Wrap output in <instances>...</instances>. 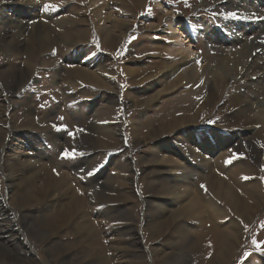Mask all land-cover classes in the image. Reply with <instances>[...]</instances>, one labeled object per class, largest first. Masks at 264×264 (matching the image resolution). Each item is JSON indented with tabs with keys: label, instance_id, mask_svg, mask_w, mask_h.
<instances>
[{
	"label": "rangeland",
	"instance_id": "1",
	"mask_svg": "<svg viewBox=\"0 0 264 264\" xmlns=\"http://www.w3.org/2000/svg\"><path fill=\"white\" fill-rule=\"evenodd\" d=\"M217 1L188 0L186 5L184 0H142L139 9L136 7L126 12L124 6L117 7L110 0L108 6H111V10H109L118 9V18L124 20V23L131 21L132 24L127 26V29L124 28L120 40L113 47L106 48L105 38L102 39V36L97 35L92 23L98 5L92 0H0V103H3V106L0 105V119L11 121L12 133L16 135L12 140L13 147L7 155L5 154L7 157L0 145V210L3 205L9 207V216L1 225L4 229L1 231L3 234H8L6 232L8 228L16 226L17 230H21V240L24 243L31 241L38 250L37 254L48 264L51 259L47 258L44 244H51L55 250L60 248V253H56L57 251L54 253L53 259L56 262L67 253L71 254V264H185L186 256L181 255L178 261L173 253L176 247L174 243L180 236L177 234L178 226H183L185 223L184 226L196 229L201 217L211 214L213 210L210 208L201 210L202 212L188 210L190 198L187 196L189 193L184 191L186 187L177 189L180 194L173 200L175 197L169 194L168 185L172 182L175 184L179 180L178 175L181 174V170L182 174H186L190 168H194L198 170L197 177H199L205 174L199 167L215 168L218 153L216 156L207 153L204 157L206 160L200 159L203 156L182 159L176 153L180 151L187 156L192 153L189 151L192 149L199 153V144L184 140L191 135L208 137L212 142L214 131L219 129L225 131L221 132L222 136L231 138L236 131L243 132L254 110L249 109L244 115L238 116L235 114V107L224 109L227 97L232 95L231 93L241 92L242 82H228L222 85L219 94L213 99L210 98L209 102L206 101L203 110L193 118V121H182L179 123V128L170 132L166 128L154 131L153 128L158 124H165L174 117L176 121L182 118L184 111H175L180 109L179 106L186 105L181 102L192 99L189 114H193L204 104L202 100L195 103L198 98L197 90L200 87L198 84L186 83L184 78L178 81L181 77L170 75L175 73L170 71L177 66L175 60L179 59L180 55L173 56V53L166 48L170 39L164 32L159 31L165 27L167 21L179 19V24L182 23L181 26L185 31L181 38L183 41L186 39V44L192 45L195 53L208 56V59L211 55L218 57L213 49H233V46L224 39L231 34L239 33V25L242 21L226 19L219 15L236 10L221 8L223 4H227V0L221 3ZM229 2L233 5L244 4L241 0H229ZM46 3L59 7L58 10L63 9L60 12L56 10L53 14L52 11L56 7L46 11L44 10ZM8 5H14L17 11L24 7L35 10V15L28 20L25 30L20 32L17 28L7 25L5 19L11 18L12 11L8 7L5 8ZM78 13L87 18V25H91L86 41H75L70 53H66L62 44L56 43L58 41L53 43L44 40L39 44L41 40L37 34L40 33L36 31L34 24L48 25L51 21L53 22L51 27L56 32H61L62 28L55 23L54 18L57 15H64L69 16L74 25L81 29L84 28L85 23L76 18ZM241 13L245 12L241 11ZM151 22L156 23L157 27L149 28ZM98 27L101 28L102 25L99 24ZM254 28V26L250 27L238 36L243 40L250 39L256 31ZM213 34L222 42L213 43L214 40L210 37ZM74 39L77 40V37ZM29 53L33 58L34 55L38 58L31 59ZM98 54L112 62L113 79H110L108 86L101 87L88 81H78L64 71L65 68H70V65L78 64L77 56L85 55L91 60ZM71 58L73 62H70ZM210 58L214 59V57ZM83 60L84 63L79 64L83 67L87 65L88 67H85L87 70L95 67L93 63ZM202 62L205 64L207 60ZM125 66H135L139 69L127 74ZM203 80L201 78L200 82L202 83ZM74 82L76 85H73ZM109 91L112 92V99L104 95V92ZM250 94V92L243 93V99H249ZM4 95L17 104L13 110H6L8 99ZM59 117H63V121ZM160 117V120H156ZM40 120L42 122L39 123ZM9 125L11 123H0V143L9 140L7 136ZM54 125H67V131L57 130ZM77 127L83 131L76 132L75 138L70 137L68 131H75ZM108 129L111 131L110 133L108 131L107 135L104 132ZM253 130L260 131V128L255 125ZM258 134L248 140L240 137L232 138L228 144L223 142L222 147L227 152L226 161L239 154L238 158L232 159L227 166L245 162L252 167V174L244 176V180L256 181L261 196H264V179H262L264 178V146H262L264 123ZM22 142L26 145L21 149H15L16 145H21ZM161 143L162 145L159 146ZM65 148L70 150L74 148L83 155L77 156L76 159H63L61 153ZM2 158L8 161L5 169L1 168ZM34 158L39 160L38 165L46 164L47 169L44 172L32 169L30 163ZM101 163L103 167L93 175H87L88 170ZM180 166L185 170L180 169ZM3 172L15 177L8 197L5 196V184L8 181ZM47 175H64L66 181H62L57 192L46 191V196L42 197L40 188L44 181L48 183ZM224 179L228 180L225 177ZM151 181L153 188L150 186ZM190 185L192 186H190L192 188L190 194L197 187L196 189L203 191L204 198L208 196L215 204L223 206V203L210 193L205 182L197 181L194 182V186L192 183ZM74 191L86 199L81 209L87 213L86 218L91 224H95L93 226L96 227L100 237L101 247L94 244L90 245V250L83 249L86 238L85 240L73 238L74 241H79L70 245L59 244L61 239L65 240L67 237L71 241L74 235H61L59 230L61 226L58 225L57 220H46L41 216L36 217L34 222L43 236L33 238L28 232H23L21 215L27 212L36 216L38 214L35 213H39L42 207L48 208V206H51L50 209L53 207L54 213L63 214L66 206L61 205L68 204V198L73 197ZM257 200H260L261 204L256 213L247 219L236 218L243 238L228 264H260L258 260L264 264V227H262L264 199ZM158 205L161 208L159 221L163 224L159 236L158 231L153 234L152 227H149L150 223L155 225L156 221L148 219V216L154 215L153 212ZM150 209L151 213L148 211ZM225 209L230 217L235 216L229 208L225 207ZM229 219L226 216L215 221L223 225ZM63 226H70L72 231H76L72 224ZM16 244L11 242L12 246ZM153 249L159 255V259L155 261ZM13 250L17 254L18 261L0 255V264H34L28 260L30 256L29 253L23 252L24 248L17 247ZM161 251L170 254L171 257L162 262ZM248 253L251 255H246Z\"/></svg>",
	"mask_w": 264,
	"mask_h": 264
},
{
	"label": "bare ground",
	"instance_id": "2",
	"mask_svg": "<svg viewBox=\"0 0 264 264\" xmlns=\"http://www.w3.org/2000/svg\"><path fill=\"white\" fill-rule=\"evenodd\" d=\"M108 1L110 0H92L94 4L98 3L95 9V18H92V23L94 24V29L97 35L102 36L101 37L102 39L105 38L104 41L105 47L111 48L113 47V45H115L118 42V40H120L119 37L120 35L122 36L124 28L127 29V26L129 27V25L132 23L131 21L124 23L125 22L124 20L118 18L119 15L118 9L117 11L116 10L110 11L111 6L110 5L108 6ZM112 1H113L112 3L117 5V7L124 6L123 8L126 9V12L135 9L136 7H138L139 9V5H141L142 3V0H112ZM222 1L225 2L224 0H218L217 3L219 2L221 3ZM241 2L244 4L238 3L236 5H233L229 2V0H227L226 1L227 4L222 5L221 8L222 9L225 8L224 10L226 9L236 10V12H238L242 17L241 19H237V20H240L242 22L239 25L240 28L239 33H236L234 35L231 34L230 37L228 38L225 37L224 39L226 43H229L230 45L233 46V49L231 50H225L222 48L213 49V51L217 52L218 57H215V55L214 56L211 55L210 57H214V59L212 60L210 57L208 59V56L204 57V55L203 56L198 55L197 53H195L190 43L188 44L185 43L186 39H184L183 41L181 36L182 37L184 36L185 31L184 28L181 26L182 23L179 24V19H176V21L174 20L167 21L164 24L165 27H163L164 31L163 29L159 31L160 33L164 32L168 36V39H170V41L167 42L168 44L166 48H168L173 53V56L180 55L178 57L181 58L175 60L177 66L173 67L170 71V73L175 71L176 74L174 73L170 75L171 76L174 75L175 77L178 78L181 77L178 79V81L184 78L187 81L186 83L190 82L192 85L198 84L200 87L198 86L199 88L196 94L198 98L196 99L195 103H197L199 100H202L204 104L199 106V108L193 114H189L188 112L191 111L190 105L192 99H188L181 102L183 104L185 103L186 105L179 106L180 109L175 111H184L183 112L184 115L181 116L182 118L176 121L174 117V119L170 121H166L165 124H158L157 127L153 128L154 131L166 128L170 132L172 130L179 128V123H181L182 121H188V122L193 121V118H195V116H197V114L203 110L206 101L209 102L210 98L213 99L217 94L220 93V89L222 85H225L228 82L235 83L237 81L238 82L240 81V83L242 82L240 85L241 92L231 93L232 95L227 97V104L224 106V109L227 107H232V108L235 107V111H236L235 114L238 116L244 115L247 111H249V109H253L254 114H252L253 116L249 118L248 121L246 122L248 124L247 128H245L243 132L236 131V133L232 136V138L240 137L241 139L248 140L253 138L254 135L260 133L264 123V36H262V33H264V19H261L264 18V0H241ZM13 6L14 5H8L5 7V8L8 7V9L10 8L12 10L10 13L11 18L6 17L5 21H7L8 26L17 28L21 32L25 30V28L28 26V20L34 17L35 10H32L33 8L26 9V7H24V8H20L21 10L18 9L19 11H17ZM158 6L162 7L160 4H158ZM58 9L59 7H56L52 11V13L54 14V12ZM62 9L63 8H61L60 10ZM60 10H58V12H60ZM241 11L245 13L242 14ZM247 12L248 14H246ZM19 16H21L22 18H20ZM76 18H78L81 22L85 23L83 24L84 28L78 29L74 25L73 20H71L69 16L66 17L64 15H57L54 18L55 23H58V26L62 28L61 32H56V30L51 27V25L53 24V22L51 21L48 22V25L34 24L36 27V31L40 33V34L36 33L37 35H39V40H41L39 44H42L44 40L48 42L53 41V43H55L54 41H58L56 43L62 44V47L66 50L65 52L70 53L73 50L72 48L73 45L75 44V41L76 42H78V40L79 42L82 40L86 41L90 33L91 25H87V21H88L87 18H85L79 13H78V17ZM99 24L102 25L101 28L98 27ZM253 26L255 27L254 29H256V31L254 32L252 38L250 39L245 38L243 40V38L238 36L240 34L242 35V32L244 33L246 29L248 30V28L250 27L252 28ZM150 27H157V24L151 22L149 28ZM75 37H77V40L74 39ZM210 37L211 39L213 38L212 39L214 40L213 43L222 42L217 37L215 38V34L210 35ZM188 41L189 40H187V42ZM9 53L13 54L12 51H9ZM28 56H30L31 59L33 58V55H31V53H29ZM35 58H38V56L34 55L33 59ZM77 58L79 60L78 64L70 65L71 66L70 68H65L64 70L66 73L69 74L70 77L82 82L88 81L90 84H95L101 87L108 86V84L111 81L110 79H113V71L111 70L112 62L108 61L106 57L101 56L99 54L92 57L91 60L87 58L85 55L77 56L76 59ZM83 59H86L87 62L93 63V66L95 65V67L91 70L89 69L87 70L85 68L88 67L87 65L83 67L79 64L82 62L84 63ZM204 60H207V63L204 64L202 62ZM73 61L74 60L72 59V61L70 62ZM59 69H61V67ZM124 69L127 74H132L138 71L139 67L125 66ZM205 75H207L208 77H205ZM201 78L204 79L202 83L200 82ZM199 82L201 83V85ZM74 83L73 85H76V83L75 84ZM1 90L4 92L3 86H1ZM245 92L251 93L249 99H243L244 97L243 93ZM104 93L106 98L112 99L113 95L111 91H109L108 93L107 92ZM6 95H4L5 98H7ZM0 97H1V92H0ZM0 105L3 106V103L2 104L0 103ZM15 105L17 104L14 103L13 101L11 102V100L8 99V105H7L8 107H6V110L7 111H10V109L13 110ZM236 106H238V108ZM160 119L161 117L156 118V120H160ZM40 122H42V120H40L39 123ZM0 123L1 124L11 123V125H9L8 127L9 132L7 135L9 140L7 142L3 140L0 143L2 147V152L4 153V155L5 154L7 155V152L10 151V149L13 147L12 140L16 137V135H13L12 133L11 121L0 119ZM255 125L258 128H260V131H258L259 129L253 130ZM108 131L110 133L111 130L108 129L104 133L108 135ZM221 132L224 133L225 131H222L221 129L214 131L215 135L213 137L212 142L208 140V137L205 138L200 135L197 136L191 135V137L189 136V138L184 139L185 141H193L199 144L198 146L200 147V149L198 151L200 154L192 151L193 149L189 150L192 153L189 152L190 154H188L187 156L183 155V152L181 153L180 151L176 153L179 154L182 159L190 158V156L193 157V159L203 156V158H200L202 160H206L204 157H206L205 155H207V153H209L210 155L213 154L214 156H216V154L218 153L217 164L215 168L210 169L207 166L208 164L207 165L205 164L207 167L205 166L199 167V169L205 173L204 175L199 176L201 178L197 177L198 170L194 168H190L186 174H182V170H181V174L178 175L180 176L179 180L176 181L175 184H173V182L172 184H170L172 180L169 181L170 185H168L169 186L168 190H169V194L175 197L173 198V200L176 199L180 194V192H177V189L181 188L182 186L186 187V190L184 188V191H187V193H189L187 194V196L190 198L188 202V210H192V211L198 210L197 212H202L201 210H205L206 208L208 209L210 208L213 210L211 214L208 213L204 217L203 216L201 217V219L199 220L200 223L196 224V227H198L196 229H191L187 225L184 226L185 223L183 224V226L182 225L178 226L177 234L180 236L178 240L174 243V245L176 244V247L174 248L173 253L175 255L174 258H177V260L180 259L181 255H183L184 257L186 256L184 262L185 264H189L190 262L196 264H228L229 260L235 255V251L239 243L241 242V239L243 238L242 232H240L239 223L238 221H236V218L239 219L250 218L254 213L257 212L261 204L260 200L257 199L259 198H262V200L264 199L263 198L264 196H261L260 187L256 181L245 182L244 180L245 179L244 176L252 174L253 169L251 166H249L245 162H238L237 164L233 163L234 166L233 164L227 166L228 163L225 162L226 161L225 157L227 155L226 154L227 152L225 149H223L222 144L223 142L228 144L232 138L225 135L222 136ZM25 145L26 144L23 142L21 145L17 144L15 149H21ZM161 145L162 143L159 146ZM170 150L174 151V149H170ZM1 161L3 163L2 164L3 166H1V168L3 167V169H5V167L8 164V161H6L4 158H2ZM34 161L30 163L34 171H39L42 173L45 171V169H47L46 164L43 165L37 164L39 161L38 159L34 158ZM30 164L27 163L29 167ZM180 169L183 168L180 166ZM220 174H223V176ZM3 175L8 181L5 184L6 186L5 196L8 197L10 194L9 192L11 190L10 188L12 187L13 180L15 177L12 174L4 173V172ZM47 177H48L47 178L48 183L44 181L42 187L40 188V195L42 197L46 196V191L51 190L53 192H57L58 187L60 186L62 181H66L64 175H56V176L47 175ZM224 177L227 178L228 180H225ZM197 181L205 182L208 186L210 193L219 201H221L223 203V206L215 204L208 196L204 198L203 191L201 190L199 191V189H196L197 187H195V191L190 194V190L192 189L191 188L192 186L190 184L192 183V185L194 186V182ZM150 186L152 188L154 187L152 181L150 183ZM77 193L78 192L74 191L72 195L73 197H71V199L70 197L68 198V204L61 205V206L64 205L66 206L65 207L66 210L63 214H59L57 212L54 213L53 207L50 209L51 206H48L49 209L47 207L46 208L42 207L39 213H35L38 214L36 216H32L30 213L26 212L25 214L21 215L22 228L21 227L19 228L23 229L24 230L23 232L25 233L28 232V234L33 238L43 236L44 234L37 229L34 222L36 217L41 216L44 217L46 220H51V221L57 220L59 222L58 225L61 226L59 228V230L61 231V235H68V236L74 235L71 241L70 239H68L69 237H67L65 238V240L61 239L59 244L63 243V245H65L69 243L70 245L78 242L79 240H85L84 238H86L87 241L83 244L82 246L83 249L90 250L89 248L90 245H94V244H98L101 247V245L99 244L100 237L96 232V227L93 226L95 224L94 223L91 224L89 219L86 218L88 217L87 213H84V211L81 209L83 208V204L86 203V199L85 197L81 196L80 193H78L80 196ZM8 205L10 204L8 203ZM2 207L3 208L0 210V219H1L0 220V234H1L0 255L11 257L14 260L18 261L17 254L14 253L13 249L17 247H22L24 248L23 252L29 253L30 258L28 260L30 262L34 264H48L45 260H43L42 256L37 254L38 250L34 248L33 243L31 241H29L28 243H24L21 240V234H22L20 232L21 230L20 229L17 230L16 226H15L16 228L14 226L8 228V230L6 231L8 234H3L1 232L4 231V229L1 227L2 222L6 219L7 216H9V212H8L9 207L5 205H3ZM225 207L233 211L235 213V216L230 217L229 212L225 209ZM184 208H186V206H184ZM148 211H150V213L152 212L151 209ZM160 212H161V208L158 205L153 212L154 215L153 214L150 215L148 213V215H150V217L148 216V219L150 218L151 220L156 221L155 225H151L150 223L149 227H152L153 234H155L158 231L157 234L158 236L161 233V227H163V224L160 223L159 221ZM156 214L158 215L156 218H154ZM226 216H228L230 219L228 221H225L223 225H220L219 222L215 221L218 220V218H224ZM67 224H72V226L76 229V231H72L71 230L72 227L70 226L68 227L63 226ZM75 235L78 237H76ZM88 235L90 236L88 237ZM73 238L79 240L74 241ZM19 241L22 243H20ZM11 242H14L15 244L17 242V244L15 246H12ZM39 245L41 246V244ZM44 245H45L44 251L47 255V258L51 259L50 264H71L70 262L72 260L71 254L65 253L62 256V259L59 262H56L53 259L55 255L54 253L56 251H57L56 253H60L61 252L60 248L58 247V249L55 250V248L51 244H44ZM175 251H177V253ZM161 254L162 256L160 259H162V262L163 260L165 261L168 257H171L170 254L163 251H161ZM153 255H154L153 257L154 261L157 260L159 255L156 253L155 249H153ZM191 258L192 260H190ZM260 261L261 260H258L257 262L261 264L262 262Z\"/></svg>",
	"mask_w": 264,
	"mask_h": 264
},
{
	"label": "snow or ice",
	"instance_id": "3",
	"mask_svg": "<svg viewBox=\"0 0 264 264\" xmlns=\"http://www.w3.org/2000/svg\"><path fill=\"white\" fill-rule=\"evenodd\" d=\"M185 4L187 5L188 4V0H184ZM56 6L52 5V4H45L44 5V10H51V9H54ZM219 15H222L224 16L226 19L227 18H233V19H241L242 17L240 16V14L238 12H235V11H229V12H226V13H219ZM261 19H264V18H261ZM55 52V50H54ZM43 107V105H42ZM59 119L61 121H63V117H59ZM209 123H212V121H209ZM54 127L57 128V130H65L67 131V125H54ZM79 131H83L82 129H79L77 127V129L75 131H68V135L72 138H75V135H76V132H79ZM264 146V145H262ZM83 153H78L74 148L73 149H69V148H65L64 151L61 153V158L63 159H76L77 156H82ZM238 155L237 154L236 156H233L231 159H229L228 161H226L227 163H231L232 162V159H235V158H238ZM103 167V164H99L97 165L96 167H94L93 169L91 170H88L87 171V175L91 176L93 175L96 171L99 170V168ZM81 171H85V169H81ZM264 179V178H262ZM203 187V186H202ZM262 227H264V225H262ZM246 255H251L250 253L246 254Z\"/></svg>",
	"mask_w": 264,
	"mask_h": 264
}]
</instances>
